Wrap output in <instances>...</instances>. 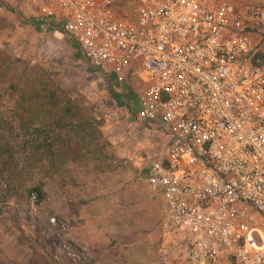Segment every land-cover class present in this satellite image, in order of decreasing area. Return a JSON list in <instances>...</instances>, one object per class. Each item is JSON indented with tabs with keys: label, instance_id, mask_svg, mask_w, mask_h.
Listing matches in <instances>:
<instances>
[{
	"label": "rangeland",
	"instance_id": "obj_1",
	"mask_svg": "<svg viewBox=\"0 0 264 264\" xmlns=\"http://www.w3.org/2000/svg\"><path fill=\"white\" fill-rule=\"evenodd\" d=\"M43 4L0 0V264H185L187 236L166 225L161 191L144 176L164 154L165 126L138 119L143 88L92 67L57 0ZM40 81L92 126L59 128Z\"/></svg>",
	"mask_w": 264,
	"mask_h": 264
},
{
	"label": "built area",
	"instance_id": "obj_2",
	"mask_svg": "<svg viewBox=\"0 0 264 264\" xmlns=\"http://www.w3.org/2000/svg\"><path fill=\"white\" fill-rule=\"evenodd\" d=\"M120 2L57 5L92 67L143 88L138 119L165 126L144 176L187 236L185 264H264V7L129 0L122 13Z\"/></svg>",
	"mask_w": 264,
	"mask_h": 264
},
{
	"label": "trees",
	"instance_id": "obj_3",
	"mask_svg": "<svg viewBox=\"0 0 264 264\" xmlns=\"http://www.w3.org/2000/svg\"><path fill=\"white\" fill-rule=\"evenodd\" d=\"M257 59L264 62V54H258ZM40 82L42 83L43 91L45 92L43 97L48 98L49 105L52 106L51 110H54V115L58 114L56 116L59 128L70 129L73 132L79 133L80 131H85V125L92 126V121L89 119L85 123H82V119H80L82 111L77 105H74L69 98H66L68 100L67 102L64 100L61 101V98H65L61 89H50V87L47 89L49 83L47 81ZM40 96V93H36L35 95L31 94L26 100H24V103L20 104L19 108L25 109L26 103H29L30 101H38ZM94 130L96 131V128H94ZM101 134L102 133H99V135ZM31 192L36 193L38 202L42 201L44 198L43 190L40 187L32 188Z\"/></svg>",
	"mask_w": 264,
	"mask_h": 264
},
{
	"label": "crops",
	"instance_id": "obj_4",
	"mask_svg": "<svg viewBox=\"0 0 264 264\" xmlns=\"http://www.w3.org/2000/svg\"><path fill=\"white\" fill-rule=\"evenodd\" d=\"M34 1L37 2V6H38V8H40V7L42 8V7H43V5H44V4H43V3H44V0H42V1H39V0H38L39 2H38L37 0H34ZM239 5H240V4H239ZM34 9H36V7H34ZM29 10H30V9H29ZM262 47H263V50H264V44H262ZM166 136H167V134H166ZM165 141H166V139H165ZM167 142H168V137H167ZM164 148H165V146H164ZM162 150H163V149H162Z\"/></svg>",
	"mask_w": 264,
	"mask_h": 264
}]
</instances>
